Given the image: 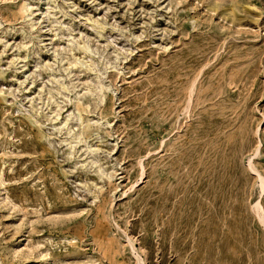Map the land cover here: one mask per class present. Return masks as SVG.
I'll return each mask as SVG.
<instances>
[{
	"label": "rangeland",
	"instance_id": "1",
	"mask_svg": "<svg viewBox=\"0 0 264 264\" xmlns=\"http://www.w3.org/2000/svg\"><path fill=\"white\" fill-rule=\"evenodd\" d=\"M0 264H264V0H0Z\"/></svg>",
	"mask_w": 264,
	"mask_h": 264
}]
</instances>
